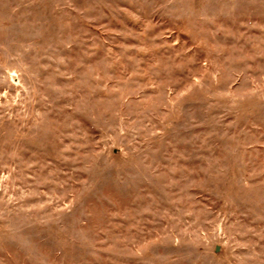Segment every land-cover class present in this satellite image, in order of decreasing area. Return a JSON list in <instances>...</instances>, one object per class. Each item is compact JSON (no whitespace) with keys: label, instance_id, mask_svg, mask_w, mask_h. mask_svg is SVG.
<instances>
[{"label":"rangeland","instance_id":"374dc122","mask_svg":"<svg viewBox=\"0 0 264 264\" xmlns=\"http://www.w3.org/2000/svg\"><path fill=\"white\" fill-rule=\"evenodd\" d=\"M0 264H264V0H0Z\"/></svg>","mask_w":264,"mask_h":264}]
</instances>
